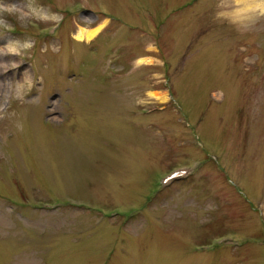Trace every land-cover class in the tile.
<instances>
[{
	"label": "rangeland",
	"instance_id": "rangeland-1",
	"mask_svg": "<svg viewBox=\"0 0 264 264\" xmlns=\"http://www.w3.org/2000/svg\"><path fill=\"white\" fill-rule=\"evenodd\" d=\"M0 55V264H264V0H0Z\"/></svg>",
	"mask_w": 264,
	"mask_h": 264
},
{
	"label": "bare ground",
	"instance_id": "bare-ground-1",
	"mask_svg": "<svg viewBox=\"0 0 264 264\" xmlns=\"http://www.w3.org/2000/svg\"><path fill=\"white\" fill-rule=\"evenodd\" d=\"M98 31L97 27H93V28H80L77 32V34L75 35V37L79 40H88L91 39ZM9 47V46H6ZM8 55V53L6 52L4 56ZM2 56V55H0Z\"/></svg>",
	"mask_w": 264,
	"mask_h": 264
}]
</instances>
